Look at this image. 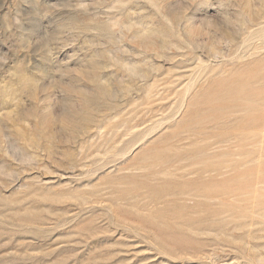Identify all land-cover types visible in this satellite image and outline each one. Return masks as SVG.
Instances as JSON below:
<instances>
[{"label": "rangeland", "instance_id": "rangeland-1", "mask_svg": "<svg viewBox=\"0 0 264 264\" xmlns=\"http://www.w3.org/2000/svg\"><path fill=\"white\" fill-rule=\"evenodd\" d=\"M0 264H264V0H0Z\"/></svg>", "mask_w": 264, "mask_h": 264}, {"label": "bare ground", "instance_id": "bare-ground-1", "mask_svg": "<svg viewBox=\"0 0 264 264\" xmlns=\"http://www.w3.org/2000/svg\"><path fill=\"white\" fill-rule=\"evenodd\" d=\"M236 78V77H235Z\"/></svg>", "mask_w": 264, "mask_h": 264}]
</instances>
